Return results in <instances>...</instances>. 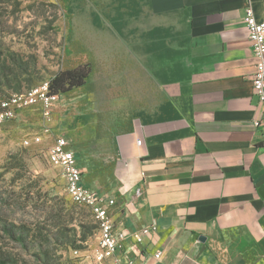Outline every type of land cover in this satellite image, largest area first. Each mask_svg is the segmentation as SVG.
<instances>
[{
	"label": "crops",
	"instance_id": "obj_1",
	"mask_svg": "<svg viewBox=\"0 0 264 264\" xmlns=\"http://www.w3.org/2000/svg\"><path fill=\"white\" fill-rule=\"evenodd\" d=\"M248 5L264 20L263 0H131L143 9L130 20L132 44L162 46L129 52L151 72L161 55L162 79L137 92L132 125L111 139L114 177L97 190L116 197L117 263L264 264V130L253 124L264 106L251 82Z\"/></svg>",
	"mask_w": 264,
	"mask_h": 264
},
{
	"label": "rangeland",
	"instance_id": "obj_2",
	"mask_svg": "<svg viewBox=\"0 0 264 264\" xmlns=\"http://www.w3.org/2000/svg\"><path fill=\"white\" fill-rule=\"evenodd\" d=\"M130 3L0 0V53L9 79L0 85V100L39 85L65 66L90 69L84 86L60 95L49 120L38 104L0 122V220L23 225L32 240L26 248L0 229V259L11 257L9 264H42L35 255L39 248L47 249L48 264H79L98 244L90 211L70 200L62 173L46 152L53 137L62 135L87 187L97 191L114 177L111 139L132 125L142 106L137 92L146 94L147 81L156 85L162 79L161 55H153L151 72L144 57L137 61L129 52L135 44L129 39L131 17L143 12ZM135 45L157 49L162 43L140 39ZM108 197L116 201L114 194Z\"/></svg>",
	"mask_w": 264,
	"mask_h": 264
},
{
	"label": "built area",
	"instance_id": "obj_3",
	"mask_svg": "<svg viewBox=\"0 0 264 264\" xmlns=\"http://www.w3.org/2000/svg\"><path fill=\"white\" fill-rule=\"evenodd\" d=\"M243 21L248 31V41L255 59V69L251 77L252 88L259 102L264 106V20H257L251 5H248L244 9ZM59 98L60 95L49 92L48 80L42 81L39 85L32 86L23 92L11 93L0 100V122L14 118L17 112L23 108L38 104L44 117L49 120L52 107ZM253 124L254 127H260L264 130V113L260 118L255 119ZM47 131L48 129H45L46 133ZM33 138L36 142L41 140L39 135ZM46 154L50 165L60 169L66 182V192L70 200L86 206L98 228L97 246L79 264H131L132 259L127 258L125 261L117 263L115 258L119 243L125 238L123 232L115 227L111 215L115 201L106 194H99L84 184L82 169L64 136L53 137L47 147ZM155 229L153 224L146 225L136 231L134 236L139 239ZM74 252L76 253L77 250ZM154 256L159 258L160 252L157 251Z\"/></svg>",
	"mask_w": 264,
	"mask_h": 264
},
{
	"label": "trees",
	"instance_id": "obj_4",
	"mask_svg": "<svg viewBox=\"0 0 264 264\" xmlns=\"http://www.w3.org/2000/svg\"><path fill=\"white\" fill-rule=\"evenodd\" d=\"M264 3V0H263ZM6 58L1 57L0 53V85L3 82L8 81V75L6 69L8 65L6 64ZM12 61L15 62V59L12 58ZM90 73L89 66L86 64H76L65 66L57 70L49 79H48V89L52 94H69L76 88L82 87L86 84V80ZM6 97V96H5ZM3 97V98H5ZM0 229L3 233L12 241L17 242L19 245L28 248L29 242L32 240L29 239V234L24 229L23 225H16L13 222H8L4 219L0 220ZM82 240H86L82 238ZM48 251L44 248H39L35 253L36 257H40L42 264H48L46 261V255ZM12 258L7 256L3 259H0V264H9L12 262Z\"/></svg>",
	"mask_w": 264,
	"mask_h": 264
},
{
	"label": "water",
	"instance_id": "obj_5",
	"mask_svg": "<svg viewBox=\"0 0 264 264\" xmlns=\"http://www.w3.org/2000/svg\"><path fill=\"white\" fill-rule=\"evenodd\" d=\"M258 192H259V194L261 195V197L264 198V184H262L261 186L258 187ZM199 240L202 241V242H204L205 237L201 235V236L199 237Z\"/></svg>",
	"mask_w": 264,
	"mask_h": 264
}]
</instances>
